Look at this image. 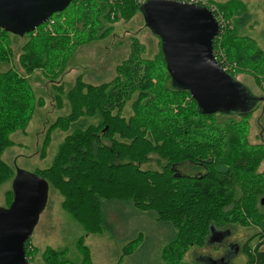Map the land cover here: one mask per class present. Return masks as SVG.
<instances>
[{
	"label": "trees",
	"instance_id": "1",
	"mask_svg": "<svg viewBox=\"0 0 264 264\" xmlns=\"http://www.w3.org/2000/svg\"><path fill=\"white\" fill-rule=\"evenodd\" d=\"M72 3L76 13L59 16ZM72 3L42 30L20 35L0 28V186L14 174L1 157L13 144L10 135L27 127L38 103L29 76L38 69L46 75L60 73L56 69L64 66L74 45L105 36L116 20L128 21L141 12L135 0ZM216 3L226 23L214 49L224 50L231 69H225V62L222 67L232 75L253 74L264 92V44L253 35L254 26H247L253 13L242 0ZM10 35L27 38L19 56L24 72L1 69L14 57ZM141 48L132 43L129 57L117 66L118 75L111 81L91 83L80 76L67 92L63 84L55 85L58 107L65 108V99L69 106L50 130L60 129L65 137L52 164L35 173L62 194L63 208L89 233L106 229V201L151 212L157 221L169 224L173 234L163 247L162 264H212L208 257H217L212 254L191 261L185 257L206 245L226 246L228 264L238 263L240 252L246 256L241 264H264V170H259L264 142L248 135L256 107L203 111L190 90L174 85L162 47L151 59L139 56ZM259 97L264 109V95ZM129 103L133 111L127 115ZM153 161L157 168L146 167ZM13 197L12 188L8 205ZM238 227L254 230L243 244L235 240L229 247L211 239L212 228L222 230L225 240ZM255 238L259 241L252 245ZM136 240L127 243L128 253L136 249ZM79 246L81 263L70 260L66 249L54 247L43 252L42 260L92 264L90 248L82 242ZM33 250L29 239V260Z\"/></svg>",
	"mask_w": 264,
	"mask_h": 264
},
{
	"label": "rangeland",
	"instance_id": "2",
	"mask_svg": "<svg viewBox=\"0 0 264 264\" xmlns=\"http://www.w3.org/2000/svg\"><path fill=\"white\" fill-rule=\"evenodd\" d=\"M203 5H215L216 2L229 0H200ZM246 8L253 13V18L247 26L252 24V33L264 44V0H242ZM219 12V10H218ZM69 13L75 14L74 3L59 16ZM57 13L54 17H59ZM222 16V14H221ZM220 21L225 22L222 16ZM46 24V23H45ZM40 25L37 29L42 30ZM107 24V23H105ZM75 30L69 32L70 37ZM100 34V33H99ZM98 36L91 42L79 43L73 46L64 66L46 75L42 70H36L29 76L32 88L36 95L37 106L32 118L24 130H16L11 133L13 144L2 153V158L14 170L12 178L0 186V207H8L7 193L14 186V176L20 173L33 174L40 169L49 167L55 158L59 145L64 140L65 132L52 128L51 125L62 113H66L69 106L65 99V108L57 105V90L55 85H64V91L71 89L78 77L91 83L111 81L118 75L117 66L129 57L132 43L136 41L141 45L140 57L153 58L160 52L161 41L148 25V21L142 12L135 14L130 20L123 18L115 21L111 32L105 36ZM27 38L10 35L11 47L14 52L12 62L1 66L2 70L14 67L24 72L20 66L19 56ZM258 40V41H259ZM259 41L261 46L263 44ZM264 48V47H263ZM62 69V70H61ZM240 81L243 88L251 96L264 95L257 85L255 77L249 72H239L233 76ZM65 97V94H64ZM261 101V100H260ZM251 100L248 108L254 109L249 118L250 129L248 135L254 142H264V109L263 102ZM131 103L127 105L126 114L132 113ZM151 168H157L155 161L150 162ZM259 170H264V160ZM62 194L48 183V189L40 208L37 222L31 234L32 259L29 264H45L43 252L48 247L64 248L70 260L81 263L83 253L80 243L87 245L91 250L92 264H162L163 247L173 234L169 224L157 221L151 212L136 211L133 207L120 201H106L104 203L105 220L107 227L103 233H89L68 211L63 208ZM12 203V202H11ZM254 231V230H253ZM238 227L234 234L229 235L227 241H238L243 244L249 234L253 233ZM140 233H143L141 236ZM133 241L136 248L128 253L127 243ZM259 238H255L251 244L255 245ZM225 243V242H223ZM127 247V248H126ZM219 256V248L211 246L196 247L187 252L186 260L200 258L202 255ZM240 258V259H239ZM246 256L240 252L236 264L245 261Z\"/></svg>",
	"mask_w": 264,
	"mask_h": 264
},
{
	"label": "water",
	"instance_id": "3",
	"mask_svg": "<svg viewBox=\"0 0 264 264\" xmlns=\"http://www.w3.org/2000/svg\"><path fill=\"white\" fill-rule=\"evenodd\" d=\"M72 1L0 0V28L24 35L64 11ZM140 11L160 38L174 85L190 90L203 111H247L251 100H262L248 95L215 58L214 41L221 25L208 7L180 0H148ZM13 182L12 203L0 207V264H29L26 242L37 222L48 182L36 173L23 172ZM260 203L264 205V196ZM224 237L221 230L212 228L211 239L222 242Z\"/></svg>",
	"mask_w": 264,
	"mask_h": 264
},
{
	"label": "built area",
	"instance_id": "4",
	"mask_svg": "<svg viewBox=\"0 0 264 264\" xmlns=\"http://www.w3.org/2000/svg\"><path fill=\"white\" fill-rule=\"evenodd\" d=\"M111 1H114V0H111ZM135 1L142 4L148 0H135ZM180 1L188 2V3H195V4H202V3H200L201 2L200 0H180ZM204 6L208 7L210 10H212L213 13L217 12L216 18L221 25V31H222L223 27L225 26V22H223V21L221 22L220 19L222 18L223 15L221 16V13L218 12L217 7L215 5H211V6L210 5H204ZM214 53H215V58L217 59V61L220 64H221V62H225V64H226L225 69H228V70L231 69V65L226 62V54L222 48H216V50L214 49Z\"/></svg>",
	"mask_w": 264,
	"mask_h": 264
},
{
	"label": "flooded vegetation",
	"instance_id": "5",
	"mask_svg": "<svg viewBox=\"0 0 264 264\" xmlns=\"http://www.w3.org/2000/svg\"><path fill=\"white\" fill-rule=\"evenodd\" d=\"M222 231V230H221ZM230 238H225V240H223L222 241V243L223 242H225L226 244H228V246L229 247H231V244L233 245V244H235V242H233V241H227V240H229ZM226 244H223L224 246L226 245ZM236 245V244H235ZM213 247V246H212ZM219 251H220V254H219V256H217V257H208V259H209V261L212 263V264H228V262L226 261V259H225V253H224V251H225V249H226V246H225V248H221V246L219 247ZM203 257H205V256H201L200 258H203Z\"/></svg>",
	"mask_w": 264,
	"mask_h": 264
}]
</instances>
